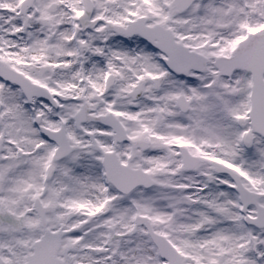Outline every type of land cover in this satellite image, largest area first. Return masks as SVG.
Segmentation results:
<instances>
[{"label":"snow or ice","instance_id":"1","mask_svg":"<svg viewBox=\"0 0 264 264\" xmlns=\"http://www.w3.org/2000/svg\"><path fill=\"white\" fill-rule=\"evenodd\" d=\"M0 264H264V0H0Z\"/></svg>","mask_w":264,"mask_h":264}]
</instances>
